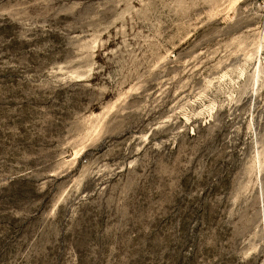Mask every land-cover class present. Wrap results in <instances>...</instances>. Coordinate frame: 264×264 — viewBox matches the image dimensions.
<instances>
[{
  "label": "rangeland",
  "instance_id": "obj_1",
  "mask_svg": "<svg viewBox=\"0 0 264 264\" xmlns=\"http://www.w3.org/2000/svg\"><path fill=\"white\" fill-rule=\"evenodd\" d=\"M0 264H264V0H0Z\"/></svg>",
  "mask_w": 264,
  "mask_h": 264
}]
</instances>
